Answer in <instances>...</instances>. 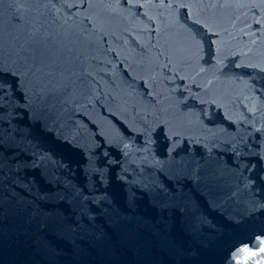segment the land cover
I'll return each instance as SVG.
<instances>
[{
    "label": "water",
    "instance_id": "obj_1",
    "mask_svg": "<svg viewBox=\"0 0 264 264\" xmlns=\"http://www.w3.org/2000/svg\"><path fill=\"white\" fill-rule=\"evenodd\" d=\"M0 72V264L264 247V0H0Z\"/></svg>",
    "mask_w": 264,
    "mask_h": 264
},
{
    "label": "snow or ice",
    "instance_id": "obj_2",
    "mask_svg": "<svg viewBox=\"0 0 264 264\" xmlns=\"http://www.w3.org/2000/svg\"><path fill=\"white\" fill-rule=\"evenodd\" d=\"M11 73L0 72V93L5 90L4 86L11 88L15 84V79L10 83L7 79ZM264 245V240L260 241ZM258 250L249 247H241L235 254L236 264H264V247L257 246Z\"/></svg>",
    "mask_w": 264,
    "mask_h": 264
}]
</instances>
